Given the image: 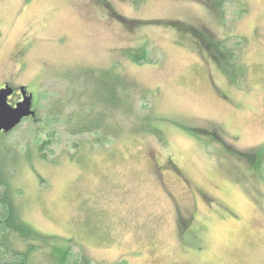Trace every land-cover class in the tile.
I'll use <instances>...</instances> for the list:
<instances>
[{
	"label": "rangeland",
	"instance_id": "rangeland-1",
	"mask_svg": "<svg viewBox=\"0 0 264 264\" xmlns=\"http://www.w3.org/2000/svg\"><path fill=\"white\" fill-rule=\"evenodd\" d=\"M3 85L0 264H264V0H0Z\"/></svg>",
	"mask_w": 264,
	"mask_h": 264
},
{
	"label": "water",
	"instance_id": "water-1",
	"mask_svg": "<svg viewBox=\"0 0 264 264\" xmlns=\"http://www.w3.org/2000/svg\"><path fill=\"white\" fill-rule=\"evenodd\" d=\"M20 92L22 101L11 106L8 98L12 95L13 90L8 86L0 89V135L9 133L23 120L35 117V112L31 110V94L27 96L23 88L20 89Z\"/></svg>",
	"mask_w": 264,
	"mask_h": 264
},
{
	"label": "trees",
	"instance_id": "trees-1",
	"mask_svg": "<svg viewBox=\"0 0 264 264\" xmlns=\"http://www.w3.org/2000/svg\"><path fill=\"white\" fill-rule=\"evenodd\" d=\"M121 21L123 19H120ZM176 28L180 29L181 31L183 30V32L185 31V28L184 27H181L180 25H175ZM189 30V29H188ZM194 33V32H193ZM195 37H198L197 34L195 33L194 34ZM219 48L220 46H216L215 50H217L219 52ZM8 134V133H7ZM4 135L6 134H1L0 137H3ZM248 160H250V162L248 161V164H249V167L251 169H258L259 168V162L264 158V152L261 153L259 155H248ZM258 163L257 165L255 163ZM256 165V166H255ZM1 167V166H0ZM6 180H8V175L5 174L4 170L0 168V187H3L5 190L2 192V197L0 199V205H4V207H8L6 209V218L4 220V223L5 226H7V228L10 230V233L11 232H15L17 233V235H21L22 237H28V238H36L37 236H32V230L26 225L24 224L23 222H21L19 219H18V215H17V212L15 210V207H14V204H10V200L8 198V195H11L8 193V188H9V185L8 183L6 182ZM8 200V201H7ZM39 239V237H37ZM37 239V240H38ZM40 240V239H39Z\"/></svg>",
	"mask_w": 264,
	"mask_h": 264
},
{
	"label": "flooded vegetation",
	"instance_id": "flooded-vegetation-1",
	"mask_svg": "<svg viewBox=\"0 0 264 264\" xmlns=\"http://www.w3.org/2000/svg\"><path fill=\"white\" fill-rule=\"evenodd\" d=\"M118 18V16L116 17V19ZM121 23H127V24H130V22L128 21V22H126V21H124V20H120V19H118ZM6 85V84H5ZM5 85H3V86H0V89H3V88H5L6 86ZM12 88V90H13V93H12V95L8 98V102H9V104L11 105V106H14V105H16V104H18L19 102H21L22 101V95H21V92H20V89L22 88V87H20V88H13V87H11ZM32 96V104H34V97H33V95H31ZM31 110L32 111H34L35 110V107L32 105V107H31ZM167 164V168H165V167H161L162 165H159L158 163H153V173H154V176H157V175H161V177H162V175H163V172L166 170V169H168V168H174V164H172L171 162H168V163H166ZM175 169V168H174ZM176 170V169H175ZM178 174V173H177ZM159 175V176H160ZM177 222H178V220H177Z\"/></svg>",
	"mask_w": 264,
	"mask_h": 264
}]
</instances>
